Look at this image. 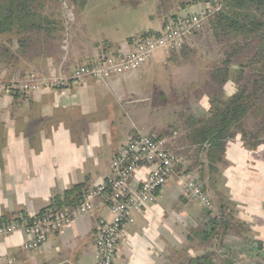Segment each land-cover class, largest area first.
I'll use <instances>...</instances> for the list:
<instances>
[{"label": "rangeland", "instance_id": "1", "mask_svg": "<svg viewBox=\"0 0 264 264\" xmlns=\"http://www.w3.org/2000/svg\"><path fill=\"white\" fill-rule=\"evenodd\" d=\"M209 5L212 8L222 7L220 2L214 0H83L82 3L71 0H38V11L56 21V28L50 36L43 32L27 35L11 32L0 35V98L12 99L11 91L18 90L20 96L17 100L12 99L13 105H28L33 95L48 89L65 94L73 100L79 94L81 105L95 104L98 92L84 90L86 83L93 80H79L66 89L58 88L56 82L71 77L75 70L89 65L98 56L121 49L126 43L129 45V39L133 41L145 34L155 33L173 17L196 13ZM210 20L203 25L201 34L193 36L182 51L163 53L167 59L159 66L160 71L155 73L164 75L158 81L162 94L156 91L149 95L127 97V101L133 97L131 103H128L135 105L130 114L134 126L138 128L131 130L127 141L137 135L147 134H158L169 139L172 142L169 146L173 150L170 152L184 159L178 172L190 174L209 199V205L205 206L196 199L189 200L183 191L186 200L197 204L199 219L191 227H182L184 232L181 234L184 238L177 255L173 257L167 249L163 256L165 264H191V259L201 256H207L210 264H257L253 260L255 258L247 259L244 254H240L238 258L233 257L231 246L245 245V249L255 254L256 248L251 243L264 240L260 239L264 238V204L261 205V197L264 196L261 193L264 190V165L256 166L248 160L244 164L232 166V158L229 156L237 153V147L231 146L234 145L232 139L225 142V146L228 143L229 151L226 162L224 153L215 152L217 159L212 160L206 153V145H191L187 138L186 118L200 117L214 98H227L234 89L230 80L223 85L209 80L208 75L221 66L220 56L227 49L225 45L232 43L229 39L217 42L211 36L213 30ZM100 28L118 32L124 43L118 48L109 45L103 34H96ZM146 28L155 31H143ZM136 31L143 32L134 36ZM131 35L133 37L127 38ZM21 37H28L24 50H20L12 42ZM94 51L97 53L95 56L92 54ZM239 62L240 58L233 59L229 68L230 76ZM24 85L28 89H23ZM71 93L72 96L69 95ZM127 101L126 98L123 99V102ZM7 114H10L9 111L1 112V120ZM248 127L246 130L250 129V125ZM259 137L262 141L256 149L248 147L246 141L250 135L247 132L245 139L238 134L233 140H237V145L242 144L246 151L258 150L264 153V136L260 134ZM223 166L225 170L220 173ZM256 168L259 169L257 173ZM238 171L244 175L238 174ZM180 174L179 176L182 175ZM207 176L210 177L208 181ZM242 176L248 186L245 193L255 196L250 205L247 204L249 207L241 205L243 201L235 194L232 197L234 192L241 190ZM221 207L223 208L220 209ZM16 218L17 215H11L9 221ZM210 219H214L216 223L212 233L206 224ZM225 223H229L228 229L225 228ZM206 233L210 234L208 239L207 235L205 237ZM245 236L249 240H241Z\"/></svg>", "mask_w": 264, "mask_h": 264}, {"label": "crops", "instance_id": "2", "mask_svg": "<svg viewBox=\"0 0 264 264\" xmlns=\"http://www.w3.org/2000/svg\"><path fill=\"white\" fill-rule=\"evenodd\" d=\"M147 30L155 31L151 28L143 31ZM143 31H136L134 36ZM96 34H103L108 44L116 48L124 43L114 30L100 28ZM130 37L133 36H127ZM166 59L163 53L156 52L138 70L104 83L88 81L84 90L98 92L95 104L81 105L79 94L73 100L48 89L33 95L28 105L14 106L11 98L1 97L0 113L9 111L10 114L4 120L0 117V218L19 211L28 217L36 215L55 195L78 183H85L87 192L99 186L109 174L113 154L126 143L131 130L138 129L130 114L135 106L129 104L130 100L136 95L163 93L158 81L164 75L155 73ZM124 98L127 102H123ZM231 141L237 153L229 156L226 143L223 155L226 162L229 156L234 167L248 160L256 166L264 165V153L246 151L242 144H236L237 140ZM169 144L172 142L166 138V148L173 151ZM177 157L179 162L169 182L158 192L156 202L147 204L126 224L113 264H165L163 256L167 249L173 257L177 255L184 238L182 227H191L199 219L197 204L183 195L179 178L182 172L178 171L184 159ZM151 169L148 165L134 173L130 188L135 189L145 180ZM224 170L225 166L220 173ZM258 170L256 168L255 173ZM238 174L244 175L239 171ZM209 178L207 176L206 180ZM241 181V190L233 191L232 197L235 194L243 201L241 205L249 207L247 204L250 205L255 196L245 193L248 186L243 176ZM261 198L263 205L264 196ZM93 208L91 215L71 221L51 234L38 249L25 250L27 237L20 232L0 236V256L14 264H95L97 228L100 221L111 219V212L99 196L94 197Z\"/></svg>", "mask_w": 264, "mask_h": 264}, {"label": "built area", "instance_id": "3", "mask_svg": "<svg viewBox=\"0 0 264 264\" xmlns=\"http://www.w3.org/2000/svg\"><path fill=\"white\" fill-rule=\"evenodd\" d=\"M219 10V7L212 8L209 5L205 10L172 18L157 32L145 34L128 42L129 45L126 43L121 49L98 56L89 65L75 70L71 77L56 82V86L66 89L84 79L104 83L138 70L156 52L168 54L180 50ZM23 89H28V86L24 85ZM178 162L179 158L166 148V137L158 134L137 135L116 150L109 174L99 186L87 192L81 203L74 207L46 211L30 223L22 218L0 223V236L20 232L27 237L23 246L25 250L38 249L51 234L71 221L82 215H91L93 198L99 196L111 212V219L99 222L95 238V264H113L117 247L125 235L126 224L132 222L133 215L147 204L156 202L158 192L169 182ZM148 165L152 169L145 180L135 189L130 188L129 181L134 173ZM179 178L189 200L196 199L205 206L209 205L208 197L190 174H182ZM0 264L14 263L0 256Z\"/></svg>", "mask_w": 264, "mask_h": 264}, {"label": "trees", "instance_id": "4", "mask_svg": "<svg viewBox=\"0 0 264 264\" xmlns=\"http://www.w3.org/2000/svg\"><path fill=\"white\" fill-rule=\"evenodd\" d=\"M71 1L82 3L83 0ZM214 2H220L222 7L210 20L213 30L211 36H214L217 42L229 39L232 43L228 41L229 43L225 45L227 49L220 56L221 66L215 68L208 76L211 82L220 85L230 80L234 89L227 98H214L200 117L189 116L185 120L190 144L200 147L206 145V153L212 160L217 159L215 152L224 153L225 142L238 134L244 139L246 132L250 135L246 141L250 148L261 144L262 138L259 135L264 136V0H214ZM37 3L38 0H0V35L11 32L21 35L43 32L50 36L57 23L41 14L37 9ZM198 34L201 32L194 34V37ZM12 42L17 48L24 50L28 37H21ZM235 58H240V62L230 76L229 68ZM10 94L13 100L20 96L18 90H13ZM248 125L250 129L246 130L249 128ZM86 194L85 183H78L55 195L49 205L36 215L28 217L23 211L13 215L30 223L46 211L76 206L84 200ZM7 221L9 216L0 218V223ZM206 224L209 232H214L215 220L210 219ZM224 225L226 229L229 228V223ZM209 236L210 234H205L207 239ZM241 240L249 239L245 236ZM251 245L256 248L255 254L245 249L243 247L245 245L231 246L233 257L238 258L240 254L241 256L244 254L245 258H255L253 260L257 264H264V240L254 241ZM190 262L210 264L207 256L193 258Z\"/></svg>", "mask_w": 264, "mask_h": 264}]
</instances>
